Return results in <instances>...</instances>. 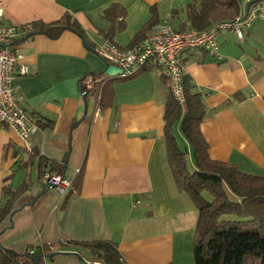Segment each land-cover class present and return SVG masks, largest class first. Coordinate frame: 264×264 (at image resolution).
<instances>
[{
    "label": "crops",
    "instance_id": "obj_1",
    "mask_svg": "<svg viewBox=\"0 0 264 264\" xmlns=\"http://www.w3.org/2000/svg\"><path fill=\"white\" fill-rule=\"evenodd\" d=\"M189 1L0 0V24L51 23L68 13L95 49L109 30L102 12L118 4L126 11L125 28L111 42L127 48L148 34L151 27L142 28L152 18L150 7H156L153 21L162 22ZM217 41L219 59L203 50L181 55L185 72L207 93L201 134L212 160L264 176V18L251 23L242 42L229 31ZM14 43L28 73L11 86L29 119L41 123L31 136V153L0 125V198L1 188L10 186L21 189L24 203L5 224L0 245L24 253L51 244L56 254L43 264H83L93 258L69 242L112 240L127 264H194L196 210L178 191L166 158L168 81L162 71L101 74L105 63L69 31L56 39L22 35ZM88 75L95 81L84 97L82 79ZM180 126L174 136L188 147ZM40 160L44 172L53 169L71 182L66 195L38 181Z\"/></svg>",
    "mask_w": 264,
    "mask_h": 264
},
{
    "label": "trees",
    "instance_id": "obj_2",
    "mask_svg": "<svg viewBox=\"0 0 264 264\" xmlns=\"http://www.w3.org/2000/svg\"><path fill=\"white\" fill-rule=\"evenodd\" d=\"M241 8L240 0H190L171 10L165 21L178 32L199 31L217 22H229L241 13ZM150 11L152 18L142 29L146 30L158 22L153 21L156 19V7H150ZM125 15V8L118 4L104 9L102 18L109 23V30L102 33L106 41L112 43L113 34L124 30ZM21 28L24 40L35 35L56 39L62 32L69 31L94 52L85 30L68 13L55 22L32 21ZM140 35L141 32L135 38ZM182 63L185 65V59ZM149 69L153 68L141 70ZM181 86L182 105L172 97L168 86L163 135L174 183L178 191L189 197L196 210L192 238L194 264H264V176L245 174L233 164L210 158L208 145L200 131V124L206 116L204 98L207 93L200 91L186 72L182 74ZM87 92L82 85L84 97ZM238 96L239 93L234 95ZM180 121L181 134L189 148L179 147L174 136V127ZM35 123L38 125L41 121L37 119ZM39 168H44L41 171L44 172L46 163L40 160ZM48 171L54 172L50 168ZM21 193V189L14 190L10 186L1 188L0 235L6 230L8 219L24 205ZM69 244L86 251L102 264H127L120 255L118 244L112 240L71 241ZM55 254L51 244L31 246L24 253H16L0 245V264H43L44 259Z\"/></svg>",
    "mask_w": 264,
    "mask_h": 264
},
{
    "label": "built area",
    "instance_id": "obj_3",
    "mask_svg": "<svg viewBox=\"0 0 264 264\" xmlns=\"http://www.w3.org/2000/svg\"><path fill=\"white\" fill-rule=\"evenodd\" d=\"M245 11L229 22H217L204 30L175 31L171 24L162 21L153 25L148 34L131 48H119L108 41L94 49L95 54L106 63L120 69V77H129L139 70L151 67L162 71L167 78L172 97L183 104L181 77L185 72L181 55L186 51L203 50L219 59L217 38L221 31H230L238 41L243 40L245 30L256 19L264 18V6L256 0H244ZM0 10V17H1ZM21 27L0 24V125L12 130L22 144L23 149L31 153V136L38 130L36 120L29 119L20 104V97L11 84L15 77L26 75L27 67L20 63L22 55L15 41L22 36ZM91 75L82 79L84 91L93 87ZM38 181L50 187L62 197L71 188V182L61 173L43 172ZM83 264H102L92 259Z\"/></svg>",
    "mask_w": 264,
    "mask_h": 264
},
{
    "label": "water",
    "instance_id": "obj_4",
    "mask_svg": "<svg viewBox=\"0 0 264 264\" xmlns=\"http://www.w3.org/2000/svg\"><path fill=\"white\" fill-rule=\"evenodd\" d=\"M104 73L109 77L119 76L121 74L120 69L107 65L106 69L104 70Z\"/></svg>",
    "mask_w": 264,
    "mask_h": 264
},
{
    "label": "rangeland",
    "instance_id": "obj_5",
    "mask_svg": "<svg viewBox=\"0 0 264 264\" xmlns=\"http://www.w3.org/2000/svg\"><path fill=\"white\" fill-rule=\"evenodd\" d=\"M241 1V3L243 2V0H240ZM243 4V3H242ZM177 138V143H178V145H179V147H181V148H183V149H185V148H189V147H186V145L184 144V146H183V144H182V142H181V138H179L178 136H176ZM192 168V166H191V164H190V169Z\"/></svg>",
    "mask_w": 264,
    "mask_h": 264
}]
</instances>
